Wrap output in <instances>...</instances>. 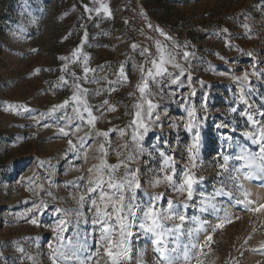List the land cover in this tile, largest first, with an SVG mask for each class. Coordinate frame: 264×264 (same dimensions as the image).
Returning a JSON list of instances; mask_svg holds the SVG:
<instances>
[{"label": "rangeland", "instance_id": "rangeland-1", "mask_svg": "<svg viewBox=\"0 0 264 264\" xmlns=\"http://www.w3.org/2000/svg\"><path fill=\"white\" fill-rule=\"evenodd\" d=\"M99 3L110 8V17L103 12L96 14ZM85 5L93 11L86 12ZM1 13L7 16L3 22L5 31L0 34V264H20L21 261L23 264H52L48 245L51 243L55 247L56 244L52 228L58 214L54 209L78 207L73 197L78 199L87 185L88 169L98 163L95 157L99 155L97 148L103 138L92 143L85 161L83 156L78 158L69 151L67 138L59 135L58 125L63 121L46 117L38 124L31 118L49 112L52 106L72 95V77L60 71L65 61L59 57L71 58L72 52L78 46L82 47L83 53L90 57L89 66L96 70L89 73V79L100 80V83L83 84L89 89V103L102 105L107 99L110 105H117L113 112H108L105 107L102 116L95 107L93 109L94 115L99 117L96 129L116 130L110 134L108 156V162L115 164L123 159V156L117 157L116 150H120L122 140L128 141L132 133L127 126L133 118L136 96L129 93L135 91L134 86L141 78L138 65L146 56L140 52L148 48L155 55L156 41L175 52L177 62L186 73L181 77L183 86L168 84L163 94L155 97L160 113L157 123L163 127H153L149 131L142 141L144 152L129 164L130 169L139 170L141 189L137 191L136 202L143 205L151 196L164 193L165 199L156 204L165 209L168 199L176 204L186 199L168 191L166 185L151 187L148 181L162 162L158 150L177 158L178 176L183 171L185 149L191 141L190 134L183 128V119L187 115L185 109L194 105L198 118L203 119L201 161L193 171L204 179L195 185V198L188 202L189 208L182 209L186 221L179 236L180 250L171 252L176 247L175 234L168 235L164 238L169 249L167 254L177 257L176 264H264V212H247L243 205H237L235 199L228 197H216V202L229 213L232 222L212 234L213 241L202 253L200 249L190 250V259L185 261L183 257L184 246L190 239L187 232L197 227L193 217L207 220L213 226L218 222L217 214L198 210L199 200L213 195L221 186L220 181L228 175H217V161L222 163L224 155L233 156L240 148L251 152H258L260 148L259 144H252L242 135L244 131H252L253 125L248 115L241 113L264 121V116L260 115L264 112V79L250 76L249 84L243 80L237 83L234 77L251 73L254 67L264 72V0H0ZM149 24L153 28H149ZM156 27L167 33L179 48L173 49L172 41L160 36L154 30ZM225 28L227 33L222 31ZM221 37H226L231 47H226L225 39ZM133 43L137 45L135 50L131 48ZM183 51L192 53L191 65L182 59ZM249 52L252 56L246 55ZM67 63L69 73L83 76L79 63L71 59ZM121 63L125 64L129 83L109 93L108 80H116ZM37 69L39 73H36ZM169 71L179 74L176 69L169 68ZM188 73L192 76L191 88ZM61 76H66L68 85L59 84ZM103 77L108 80L101 79ZM241 85L245 87L247 104L239 100ZM97 89L101 90L100 94L94 95ZM192 90L195 96H190ZM152 91H158L155 85ZM8 105L24 106L31 111L16 114L14 110H5ZM231 108L237 111L233 113ZM44 124L50 126L44 127ZM173 124L179 127H172ZM220 125L223 126L218 127ZM118 129H126L125 137L119 136ZM86 130L72 134L73 142L76 143ZM229 164L231 170V166L240 167L242 162L230 160ZM239 183L250 193L253 206L264 203V171H254L250 179L241 174ZM76 184L81 186L80 190ZM227 184L235 198H243L240 191L232 187L231 181ZM49 192L51 196L47 194ZM40 199L48 208L40 215V226L37 227L27 222L34 214L27 210ZM223 214V211L219 213L220 216ZM92 215V212L87 213L89 222L82 221L79 229L69 225L65 235L76 236L78 232L79 239L87 241L88 251L82 254L92 257L87 264H109L103 248L97 254L99 233L90 222ZM137 216L142 213L138 212ZM177 223L180 222H164L165 227ZM204 227L207 229V225ZM118 231L116 228L114 240L118 239ZM208 231L210 233V229ZM132 232L129 258L122 264H164L152 244L153 237L145 235L138 224ZM204 235V231L199 233L200 244ZM17 247L23 248L24 252H18ZM29 256L34 260L28 259Z\"/></svg>", "mask_w": 264, "mask_h": 264}, {"label": "snow or ice", "instance_id": "snow-or-ice-1", "mask_svg": "<svg viewBox=\"0 0 264 264\" xmlns=\"http://www.w3.org/2000/svg\"><path fill=\"white\" fill-rule=\"evenodd\" d=\"M98 2V0H97ZM86 12H92L93 9L88 6H84ZM95 12L99 15L101 12L107 16H111V10L103 3H99V7L95 8ZM91 18V17H89ZM127 23V21H126ZM149 28H153L151 24ZM247 28V25H244ZM159 32L160 36L164 37L166 41H172V38L168 36L162 29L158 27L154 28ZM224 33L228 32V29L222 30ZM219 35V34H217ZM225 46L231 47L226 37ZM84 39H87V33L84 34ZM136 44H132L131 48L135 50ZM186 47V46H185ZM156 54L153 55L148 48L141 49L140 55H145V61L138 65L141 73L140 80L134 86L135 91L130 92V96H136V102L133 105L134 113L133 118L129 121V125L132 129L130 139L128 141L122 140L120 150H116L117 157L123 156L118 163L112 164L108 162L109 149L111 148L110 134L116 130H98L96 129V122L99 119L94 115V107L96 111L101 112L103 115V109L106 107L108 112L117 110V105H110L109 100L105 99L102 105L93 106L88 101L89 89L85 88V83H100V80L96 77L89 79V73L95 72L89 66L90 57L84 54L82 47H77L71 54V58L61 56L59 59L65 61L61 66L60 71L65 72L72 77L71 90L72 95L65 99L62 103L52 106L49 112L40 113L39 116L32 115L31 118L35 119L37 123L46 117H54L56 120L63 121L62 125H58V133L61 137L67 138L69 145V151L75 153L77 157L83 156L85 161L88 158V150L91 148L92 143L96 140L103 138L99 143L97 152L99 153L95 159L98 163L93 164L88 169V182L84 186L78 199H76L78 207L76 209H63L56 208L54 211L58 214V219L52 228L55 233V247L50 243L48 245L50 251V259L52 264H68L70 261H75L76 264H87L91 256H83V253L88 251L87 241H81L77 232L76 236H66L69 225H72L76 229H79L80 223L87 224L89 222L87 213L92 212L91 224L99 233V243L96 245L97 254L99 249L103 248V254L107 256L109 264H122V261L129 258L130 254V237L133 235L132 228L138 224L139 229L145 235L153 237L152 244L155 245V251L163 258L164 264H176L177 257H173L169 252L167 244L164 242V238L168 235H174L176 247L171 249V252H179L180 241L179 236L182 231V225L186 221V216L182 209L189 208V201H193L195 198V185L202 182L204 177H197L194 169L199 167L198 162L201 161V120L198 118L197 109L194 105H189L185 111L187 113L186 118L183 119V128L190 134L191 141L187 145L185 151L187 153L184 159L186 160L185 166L181 174L177 175L176 169V157L166 154L163 150H158L162 159L158 170H155L153 177L148 181L151 187H158L166 185L168 191L179 194V196L186 197L181 204L174 203L173 200H166L167 208L160 209L157 207V201H163L165 199L164 193L151 196L146 204L136 202L137 191L141 189V182L138 178V169H130L129 164L135 162L137 157L144 152L142 146L143 139L147 136L149 131L153 127H163L162 124L157 123L160 120V113L157 112L159 105L154 102L157 95L163 94L164 87L171 85L183 86V80L181 77L185 76L186 69L177 62V57L174 51L169 50L167 45L160 41L155 42ZM172 48L177 49V45L172 41ZM35 51V50H34ZM246 55L252 56L249 52ZM190 56L192 53L189 51H183L182 59L191 65ZM71 59L72 62L79 63L82 66L83 76H77L75 72H68L69 64L67 61ZM222 59V58H221ZM169 68L178 70V75L169 71ZM103 70V66H101ZM39 69L36 73H39ZM224 75V73H221ZM250 76H257L260 79H264V72H260L255 67L251 73L245 72L242 77H234L237 83L241 80L247 81L249 84ZM116 80H108L107 77L101 79L108 80L109 88L108 92L116 91L117 87L125 86L129 83V77L125 70V64L121 63L118 66L116 72ZM189 82V88H191L192 76L190 73L187 75ZM165 82H168L167 84ZM202 83V82H200ZM59 84L68 85L69 81L66 76L59 78ZM155 85L158 89L157 92L152 91V86ZM99 89L94 91V95L100 94ZM138 93V95H137ZM190 96H195V91L190 92ZM239 100L245 104L248 101L245 98V87L241 85ZM6 111H15L19 114L20 111L30 112L27 107L20 105H8L5 108ZM231 112L235 113L236 108H231ZM59 113V115H57ZM127 114V113H125ZM241 115H248V120L253 125L252 131H244L242 135L252 144H259L260 148L258 152H251L247 148H240L239 152L233 156L224 155L222 157L223 162L217 161L219 171L218 176H224L228 173L225 179L220 181V187L217 188L213 195L204 196L199 200L198 210L201 213H215L217 214V223L213 226L207 220H201L198 217H193V220L197 224L196 228L188 230L187 235L190 238L189 243L184 246L183 257L185 261L190 259V250L200 249L201 253L203 249L210 245L213 241V235L218 229H222L225 224L232 222V217L226 210H223L221 206L216 202V197H228L229 199H235L237 205H243L244 210L251 213L264 212V203L253 206V201L249 199L250 193L244 191L243 185L239 183L241 174L245 179H250L252 173L256 170L264 171V121H256L250 114L241 113ZM264 116V112L260 113ZM259 125V127H256ZM44 127L50 125L44 124ZM172 127H179L178 124L171 125ZM220 125L218 127H221ZM87 129L83 136L78 137L76 143L73 142L71 135L79 133L81 130ZM235 131V129H233ZM119 136L125 137L126 129H118ZM224 139H231L230 137H223ZM91 142V143H90ZM131 145V146H129ZM127 149V151H123ZM230 160L241 161L240 167L231 166ZM43 162H41V165ZM243 169H248V172H243ZM122 170V171H121ZM162 174V175H161ZM79 180H83V177H79ZM227 181L232 182V187L238 189L243 198H235L233 192L228 190ZM75 187L80 190L81 186L76 184ZM49 196L52 194L47 193ZM95 194V195H93ZM54 198V197H53ZM48 208L47 203L40 199L38 203H34L27 211L28 213H34L28 218L29 223L34 226H40V215ZM223 211V216L219 213ZM142 213V216L138 217L137 213ZM131 217V219H129ZM74 218V219H73ZM238 219V217H237ZM179 221L180 223L174 224L173 227H165V221ZM114 221V223H112ZM207 225V229H205ZM116 228L119 229L117 235L118 239H113ZM210 229V233L208 231ZM204 231V240L200 244L199 233ZM162 245V246H161ZM17 251L23 253L24 249L17 247ZM28 259L34 260L29 256ZM23 264V261L20 262ZM202 264V262H201Z\"/></svg>", "mask_w": 264, "mask_h": 264}, {"label": "trees", "instance_id": "trees-1", "mask_svg": "<svg viewBox=\"0 0 264 264\" xmlns=\"http://www.w3.org/2000/svg\"><path fill=\"white\" fill-rule=\"evenodd\" d=\"M2 15H0V34L4 33V20H5V17L7 16V14H4V13H1Z\"/></svg>", "mask_w": 264, "mask_h": 264}]
</instances>
